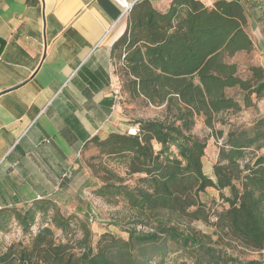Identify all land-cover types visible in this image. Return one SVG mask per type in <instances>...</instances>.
I'll list each match as a JSON object with an SVG mask.
<instances>
[{"label": "trees", "instance_id": "16d2710c", "mask_svg": "<svg viewBox=\"0 0 264 264\" xmlns=\"http://www.w3.org/2000/svg\"><path fill=\"white\" fill-rule=\"evenodd\" d=\"M247 24L242 0L212 7L173 0L165 12L146 0L134 4L113 46L122 91L164 107V116L139 120L135 135L93 137L83 149H98L87 160L99 181L92 194L124 202L128 237L105 232L95 240L90 215L38 199L0 210V231L16 222L24 237L1 244L0 264H166L171 252L181 254L171 264H264V116L226 135L215 129L223 114L264 96V67L251 64L244 78L229 61L254 48ZM199 117L222 139L214 179L204 172L207 139L193 133ZM209 188L218 191L221 209L202 201ZM195 221L213 232L197 230ZM247 252L258 257L246 259Z\"/></svg>", "mask_w": 264, "mask_h": 264}, {"label": "crops", "instance_id": "0c3cea01", "mask_svg": "<svg viewBox=\"0 0 264 264\" xmlns=\"http://www.w3.org/2000/svg\"><path fill=\"white\" fill-rule=\"evenodd\" d=\"M146 1L165 12L173 0ZM128 16L115 0H0V210L99 186L83 149L123 133L113 46Z\"/></svg>", "mask_w": 264, "mask_h": 264}, {"label": "rangeland", "instance_id": "374dc122", "mask_svg": "<svg viewBox=\"0 0 264 264\" xmlns=\"http://www.w3.org/2000/svg\"><path fill=\"white\" fill-rule=\"evenodd\" d=\"M245 8L248 13V24L246 31L250 35L254 42V48L250 53L240 52L234 57L230 58V62H236L240 67L241 75L244 78H248L250 73L248 67L251 64L262 65L264 67V0H253V2H246ZM121 63L116 59L115 68L116 74L120 78ZM118 90L120 91L117 96V108L118 117L123 124V133H129L133 129L139 128L138 121L146 119L163 118L165 108L148 105L142 98L132 100L127 94L122 91L121 79ZM255 105L250 108H246L241 112L233 113L228 112L221 116V119L225 121L224 124L219 120L215 124V129L223 130L226 135L230 129L237 127L250 126L256 119L264 116V96L261 99H257L253 95ZM193 133L207 139L206 154L203 157L204 172L207 176L214 179L213 167L217 161V154L222 139L216 134H212L211 130L204 124V119L199 117L197 123L193 129ZM156 149H159L158 145H155ZM98 149L90 147L84 153V161L87 166V160L98 154ZM88 167V166H87ZM117 170L123 174V170L119 167ZM78 186V185H77ZM228 194V190L225 191ZM203 202L207 203L209 207L221 209L223 202L220 199L218 191L214 189H207L204 194L201 195ZM68 202V201H67ZM87 203H90V227L94 233V239L97 240L99 236L105 232H110L115 236L127 238L128 233L124 230L126 227L127 213L125 204L122 200L107 202L101 198L93 196L89 191L83 194V198L75 199L68 202L67 205H62L61 208L65 213L77 212L83 216L82 213L86 210ZM191 226L197 230H201L205 233L211 234L213 229L209 228L205 223L201 221H195L191 223ZM36 229V227L34 228ZM24 240L21 227L13 222L9 227L7 234L0 231V246L6 244ZM27 241V239H25ZM257 253L247 252L244 258L253 259L257 258ZM181 261V254L171 252L167 257V263L171 264L175 261Z\"/></svg>", "mask_w": 264, "mask_h": 264}, {"label": "built area", "instance_id": "2783aa9c", "mask_svg": "<svg viewBox=\"0 0 264 264\" xmlns=\"http://www.w3.org/2000/svg\"><path fill=\"white\" fill-rule=\"evenodd\" d=\"M115 1L124 8L125 12L130 11L132 8V5L129 4L127 0H115ZM119 92L120 91L117 89L116 94H118ZM137 131L138 129L136 128V129H133V131L130 130L129 133L135 135Z\"/></svg>", "mask_w": 264, "mask_h": 264}]
</instances>
